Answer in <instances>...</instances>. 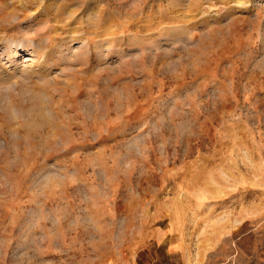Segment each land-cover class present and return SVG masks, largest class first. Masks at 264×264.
<instances>
[{
  "label": "rangeland",
  "instance_id": "rangeland-1",
  "mask_svg": "<svg viewBox=\"0 0 264 264\" xmlns=\"http://www.w3.org/2000/svg\"><path fill=\"white\" fill-rule=\"evenodd\" d=\"M0 264H264V0H0Z\"/></svg>",
  "mask_w": 264,
  "mask_h": 264
}]
</instances>
